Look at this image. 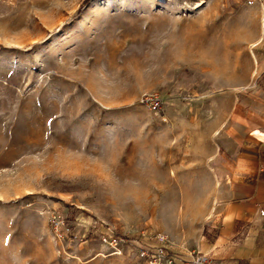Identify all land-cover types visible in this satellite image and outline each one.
I'll return each instance as SVG.
<instances>
[{
    "label": "rangeland",
    "instance_id": "rangeland-1",
    "mask_svg": "<svg viewBox=\"0 0 264 264\" xmlns=\"http://www.w3.org/2000/svg\"><path fill=\"white\" fill-rule=\"evenodd\" d=\"M262 20L257 0H0V264H148L155 233L188 259L206 128L264 79Z\"/></svg>",
    "mask_w": 264,
    "mask_h": 264
},
{
    "label": "crops",
    "instance_id": "crops-1",
    "mask_svg": "<svg viewBox=\"0 0 264 264\" xmlns=\"http://www.w3.org/2000/svg\"><path fill=\"white\" fill-rule=\"evenodd\" d=\"M249 88L251 100L236 95L230 115L206 128L205 137L218 130L216 148L199 155L210 192L191 250L213 264H264V79Z\"/></svg>",
    "mask_w": 264,
    "mask_h": 264
},
{
    "label": "built area",
    "instance_id": "built-area-1",
    "mask_svg": "<svg viewBox=\"0 0 264 264\" xmlns=\"http://www.w3.org/2000/svg\"><path fill=\"white\" fill-rule=\"evenodd\" d=\"M257 1L264 3V0ZM146 103L153 111H157L160 108V102L157 98L149 99ZM259 214L261 217H264V210H261ZM54 220L53 218L52 224L56 228L58 226V221ZM147 239L156 243L154 248H144L140 251V257L148 264H176L177 261L180 262V264H213L211 256L200 252L191 251L188 259L185 260L181 258V256L172 249L167 237L162 233H155L151 237H146L145 240ZM111 241L116 244V240L111 239Z\"/></svg>",
    "mask_w": 264,
    "mask_h": 264
},
{
    "label": "bare ground",
    "instance_id": "bare-ground-1",
    "mask_svg": "<svg viewBox=\"0 0 264 264\" xmlns=\"http://www.w3.org/2000/svg\"><path fill=\"white\" fill-rule=\"evenodd\" d=\"M155 1L156 2H161V1L165 2L166 0H155ZM199 9H200V4H199V6L195 7V10H199ZM258 28H259L260 33H262V31H264V20H262V23H260L258 25ZM255 46H256V41L250 44L251 48H253ZM251 56H252V58L254 57L252 52H251ZM253 60H254V58H253Z\"/></svg>",
    "mask_w": 264,
    "mask_h": 264
},
{
    "label": "snow or ice",
    "instance_id": "snow-or-ice-1",
    "mask_svg": "<svg viewBox=\"0 0 264 264\" xmlns=\"http://www.w3.org/2000/svg\"><path fill=\"white\" fill-rule=\"evenodd\" d=\"M209 2V0H200V3H202V4H205V6H206V4ZM197 6H199V5H197Z\"/></svg>",
    "mask_w": 264,
    "mask_h": 264
},
{
    "label": "trees",
    "instance_id": "trees-1",
    "mask_svg": "<svg viewBox=\"0 0 264 264\" xmlns=\"http://www.w3.org/2000/svg\"><path fill=\"white\" fill-rule=\"evenodd\" d=\"M87 1V0H86Z\"/></svg>",
    "mask_w": 264,
    "mask_h": 264
}]
</instances>
